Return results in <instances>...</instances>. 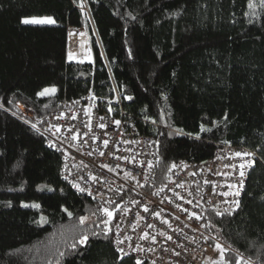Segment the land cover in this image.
<instances>
[{"label":"trees","instance_id":"16d2710c","mask_svg":"<svg viewBox=\"0 0 264 264\" xmlns=\"http://www.w3.org/2000/svg\"><path fill=\"white\" fill-rule=\"evenodd\" d=\"M68 26L90 34L86 61L67 58ZM88 92L153 137V186L218 145L256 149L239 205L207 210L203 231L227 247L211 264H264V0H0V264H147L118 257L120 204L61 180L59 152L17 106L42 118Z\"/></svg>","mask_w":264,"mask_h":264},{"label":"built area","instance_id":"2783aa9c","mask_svg":"<svg viewBox=\"0 0 264 264\" xmlns=\"http://www.w3.org/2000/svg\"><path fill=\"white\" fill-rule=\"evenodd\" d=\"M80 11L90 19L86 5ZM89 49L87 30L68 26L67 58L86 61ZM116 101L121 106L118 94ZM17 106L47 145L59 152L61 180L101 206L120 204L113 247L119 258L140 263L203 264L211 243L203 231L206 211L221 213L239 205L258 158L256 149L218 145L208 159L171 166L166 180L153 186V137L140 133L123 109L119 108L120 116L112 104L101 109L91 92L62 101L42 118Z\"/></svg>","mask_w":264,"mask_h":264},{"label":"rangeland","instance_id":"374dc122","mask_svg":"<svg viewBox=\"0 0 264 264\" xmlns=\"http://www.w3.org/2000/svg\"><path fill=\"white\" fill-rule=\"evenodd\" d=\"M50 18L51 20H54V18L50 15H30V16H24L21 18V22L24 24H53V23H25V20H45ZM90 35V34H89ZM88 59V57H87ZM55 92V87L53 85L45 86L41 88L38 91V94L41 96L45 95H51ZM217 245L220 247L218 248ZM227 247L224 246L220 241L214 240L212 243L208 244L206 247V255L204 257V263L203 264H211L212 262L219 261L223 257V252L226 250ZM222 250V251H221Z\"/></svg>","mask_w":264,"mask_h":264},{"label":"snow or ice","instance_id":"6c2138e0","mask_svg":"<svg viewBox=\"0 0 264 264\" xmlns=\"http://www.w3.org/2000/svg\"><path fill=\"white\" fill-rule=\"evenodd\" d=\"M24 22H25V23H54V21L51 20L50 18L45 19V20H31V21H29V20H25ZM42 94H43V93H41V95H42ZM33 127H35V126L33 125ZM50 146H51V145H50ZM237 155H240V153H237ZM241 175H243V172H241ZM25 206H27V205H25ZM33 206H35V205H33ZM108 215L111 216V213L109 212ZM218 215H219V213H218ZM81 222L83 223V218H81ZM87 242H88V238H87V236H82L81 239L77 241V243L80 244V245H84V244L87 243ZM71 247H72V248H75V247H76V244L71 245ZM217 247L219 248L220 246L217 245ZM221 251H222V250H221ZM60 255L63 256L64 254L61 253Z\"/></svg>","mask_w":264,"mask_h":264}]
</instances>
